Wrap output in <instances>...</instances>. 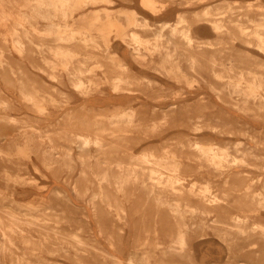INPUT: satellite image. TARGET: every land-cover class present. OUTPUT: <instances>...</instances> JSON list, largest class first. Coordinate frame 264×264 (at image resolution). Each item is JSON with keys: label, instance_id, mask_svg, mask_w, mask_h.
Listing matches in <instances>:
<instances>
[{"label": "rangeland", "instance_id": "374dc122", "mask_svg": "<svg viewBox=\"0 0 264 264\" xmlns=\"http://www.w3.org/2000/svg\"><path fill=\"white\" fill-rule=\"evenodd\" d=\"M49 2L0 0V264H264V0Z\"/></svg>", "mask_w": 264, "mask_h": 264}, {"label": "bare ground", "instance_id": "6f19581e", "mask_svg": "<svg viewBox=\"0 0 264 264\" xmlns=\"http://www.w3.org/2000/svg\"><path fill=\"white\" fill-rule=\"evenodd\" d=\"M41 1V0H40ZM50 2L48 3V4H46L45 3V5H50V4H57L58 5V0H49ZM64 1H67V0H59V3L60 2H64ZM69 1V0H68ZM144 2H149V0H143ZM63 5H64V3H63ZM42 6V5H41ZM50 6H52V5H50ZM53 7V6H52ZM63 8V7H62ZM56 11V10H55ZM61 11V10H60ZM134 11L136 12V14H138V12L134 9ZM64 13H65V11H64ZM46 14V13H45ZM52 20V19H51ZM214 24V23H213ZM52 25H56V24H51V26ZM57 26V25H56ZM59 29H60V27H59ZM62 30V29H61ZM66 30V29H65ZM53 31V30H52ZM51 32V31H50ZM60 32V31H59ZM74 32V31H73ZM61 33V32H60ZM60 33H58V34H60ZM63 34V33H62ZM64 35V34H63ZM256 35V34H255ZM61 37V36H60ZM261 37V36H260ZM259 37V38H260ZM138 38H140V37H138V36H135V39L136 40H138ZM18 40H20L19 38H18ZM18 40H16V41H18ZM22 41V39L20 40V42ZM19 42V43H20ZM22 43V42H21ZM24 44V43H23ZM20 46V45H19ZM18 46V47H19ZM22 47V46H21ZM24 48V47H23ZM69 58V57H68ZM67 59V58H66ZM0 61H1V59H0ZM252 139V138H251ZM255 140V139H254ZM143 158H145L143 161H147L148 163H150V165H151V167H150V169L152 170V178H153V180H155L160 186L162 185V186H164V187H174V188H177V189H181L182 188V184H181V182L182 181H180V178H176L174 175H171V174H173L171 171H172V169L169 167V164H167V162L166 163H162V162H159V161H157L156 159H153V158H151L150 156H147V155H145ZM165 168V169H168L169 171H170V174L168 175V174H166L163 170H162V166ZM107 175H108V173H106V178H108L107 177ZM151 178V179H152ZM180 181V182H179ZM179 182V183H178ZM185 182V181H184ZM124 183H125V181L124 180H122V181H120L119 182V184H121L122 186L124 185ZM195 183V182H194ZM174 184H176V185H174ZM118 185V184H117ZM195 187H196V185H194ZM206 187V186H205ZM207 189V188H206ZM195 190V189H194ZM201 190V189H200ZM11 216H12V213L10 214ZM14 216V215H13ZM17 218V217H16ZM8 227V228H7ZM12 225H8V226H6V223L0 218V229L1 228H3V229H1L2 231H1V236H2V241H1V243H2V249H4L5 247H6V244H7V242L8 241H12L11 240V233H10V231L12 230ZM16 227V226H15ZM19 229V228H18ZM21 230V229H20ZM12 231H14L15 232V230H12ZM17 231V230H16ZM13 232V233H14ZM165 241H162L161 243H164ZM160 243V244H161ZM16 264H20V262H19V260H18V262L16 263ZM160 264V263H159Z\"/></svg>", "mask_w": 264, "mask_h": 264}]
</instances>
